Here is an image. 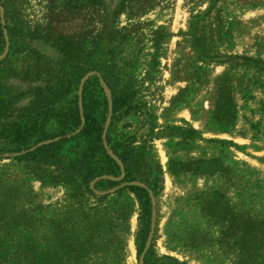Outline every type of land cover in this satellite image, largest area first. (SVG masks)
<instances>
[{"label": "rangeland", "instance_id": "374dc122", "mask_svg": "<svg viewBox=\"0 0 264 264\" xmlns=\"http://www.w3.org/2000/svg\"><path fill=\"white\" fill-rule=\"evenodd\" d=\"M13 1L9 22L21 32L6 37V69L17 91L66 79L78 95L87 85L108 96L87 84L105 54L72 61L54 40L35 37L54 8L64 11L57 33L86 51L100 33L105 43L109 31L131 32L122 56L132 61L141 115L127 131L161 169L146 245L157 264H264V0H153L129 20L121 0L78 19L67 16L68 0ZM0 10L4 24L1 1ZM78 150L69 142L57 167L0 160V264H141L137 195L88 192L71 169Z\"/></svg>", "mask_w": 264, "mask_h": 264}, {"label": "trees", "instance_id": "16d2710c", "mask_svg": "<svg viewBox=\"0 0 264 264\" xmlns=\"http://www.w3.org/2000/svg\"><path fill=\"white\" fill-rule=\"evenodd\" d=\"M0 1L6 20L4 24L1 23L0 10V160L63 166L67 159L64 148L75 141L79 150L71 162V169L83 173L88 192L95 194L97 190L105 192L118 187L119 191L127 189L137 195L141 211L138 258L143 264H157L161 258L156 255L153 244L147 249L146 245L156 231V227L152 228L153 197H157L162 188L161 169L159 165L149 162L146 145L136 144L137 133L127 131L134 124L133 119L141 115L135 75L129 71L132 61L130 57L122 56L131 32L121 34L109 31L105 43L101 40L104 34L100 33L99 39L97 36L92 38L90 49L86 51L82 47L84 44L66 41L57 33L53 21L55 18L61 19L64 11L60 7L54 8L50 11V25L35 37L54 40V45L72 61L82 59L83 54L87 58L100 52L105 54L107 60L96 68L97 74L87 84L99 87L102 84L108 96L101 94L104 93L102 87L99 94H88L87 85L78 95L71 89L76 81L66 79L39 85L29 91H17L7 86L11 71L6 68L13 45L6 37L11 42L21 28L18 22H9L8 6L9 3L14 5V1ZM152 3L153 0H121L119 13L126 12L128 20L134 19L144 14ZM66 7L67 16L73 18H77L75 15L85 9L106 10L103 0H68ZM88 34L91 32L85 33ZM27 95L32 97L30 104L20 105ZM145 165H149L147 173L143 172ZM256 221L261 223L259 219Z\"/></svg>", "mask_w": 264, "mask_h": 264}, {"label": "water", "instance_id": "95a60500", "mask_svg": "<svg viewBox=\"0 0 264 264\" xmlns=\"http://www.w3.org/2000/svg\"><path fill=\"white\" fill-rule=\"evenodd\" d=\"M154 198H155V197H153V200H154ZM152 228H154V224H153ZM146 249H147V248H146ZM140 263L143 264V261L141 260Z\"/></svg>", "mask_w": 264, "mask_h": 264}]
</instances>
